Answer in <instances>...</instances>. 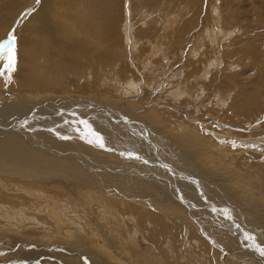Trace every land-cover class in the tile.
Here are the masks:
<instances>
[{"label": "rangeland", "instance_id": "1", "mask_svg": "<svg viewBox=\"0 0 264 264\" xmlns=\"http://www.w3.org/2000/svg\"><path fill=\"white\" fill-rule=\"evenodd\" d=\"M79 1L84 3V17L94 19V25L110 18L116 29L120 46L107 54L111 63L91 68L86 79L83 73L77 80L80 89L42 86L45 75L34 74V81H27L32 85L16 89L17 82L21 84L17 72L5 71L0 77V108L43 100L39 107L45 109L43 119L32 125H42L50 140L56 138L47 128L54 126L75 131L80 139L49 147L30 143L25 154L35 149L37 154L60 159L69 167V175L84 183L43 182L35 175L23 180L26 189H15L21 181L0 174V196H8L5 202L0 199V264H246L192 225L207 215L219 224L218 218H227L233 225L225 226L237 233L234 247H249L253 251L249 262L264 264V256L254 247L264 248V0ZM75 4L76 0H0V41L15 29L20 51L24 28L40 10L32 26L49 34L32 39V47L41 51L38 67L51 68L47 74L54 76L62 65L93 63L102 51L95 40L90 42L92 50L78 47ZM60 19L72 22L73 28L66 24L65 34L54 38L51 27ZM93 34L107 39L99 30ZM69 45L76 50L71 55L66 53ZM24 57L28 63L31 56ZM34 60L31 64L37 65ZM5 67L6 62L0 61V71ZM72 80L73 75H66L64 84L69 86ZM68 97L75 100L72 108L65 103ZM6 124L2 121L0 128ZM187 126L197 143L185 142L184 130L191 132ZM10 132L0 130L1 140H7ZM1 159L5 165L7 159ZM112 175L131 180L122 186L137 187L142 195L138 203L147 200L146 186L151 187L149 193H160L170 203L156 198L158 204L140 205L124 197V188L104 189L100 183ZM139 183L146 186L138 187ZM45 188L55 191L45 193ZM185 208L186 222L181 216ZM168 226L175 232L166 236L162 230Z\"/></svg>", "mask_w": 264, "mask_h": 264}, {"label": "bare ground", "instance_id": "2", "mask_svg": "<svg viewBox=\"0 0 264 264\" xmlns=\"http://www.w3.org/2000/svg\"><path fill=\"white\" fill-rule=\"evenodd\" d=\"M75 6H76V12H77V15L75 16V17H78V24H76V25H74V27H75V32L74 31H72V32H74V35H75V37H76V40L78 41L77 42V44H78V47H85L86 49H87V51H88V48H90V42H91V40H95L96 41V43L95 42H93V44H95V45H97L100 49H101V51H102V55H101V57L100 58H98V60L97 61H95V62H93V63H90V62H88V60H86V62H85V66L84 65H81V64H79V63H75L74 62V64H72L71 66V68H70V66L69 67H67V66H64V65H62L61 66V68L60 69H58V71L57 72H55L54 73V76L51 74L50 76H48V72L51 70V72H52V69L51 68H45L44 66H41V69L38 67V64H39V59H40V55H41V51H40V49H39V47H37V49H36V47L35 48H33L32 46L34 45L33 44V40H35L34 38H37V39H39L40 38V36L42 37V35L44 34L46 37H47V35L49 34V33H47V32H43V31H41L42 32V34H41V32H40V30H37V28L36 27H33L32 25L34 24V22H35V18H36V15L38 14V12L40 11H38L36 14H35V16H33L32 18H30L29 19V21L27 22V25H26V27L24 28V39H23V41L21 42L22 44L21 45H23V47H22V49L19 51V50H17V53H18V55H17V63H18V67H16V70H15V73L17 72V79L20 81L21 80V84H20V87H19V85H18V83L19 82H17V86H15V88L16 89H21L22 90V88L23 89H25L26 87H28V85H32V84H30V83H27V81H29V82H31V81H34V78H35V76H37V75H39V76H44L45 77V79H44V81L41 83L42 84V86H47V87H50V88H58V87H60L61 85L63 86V88L65 87V88H74V89H80V86H79V84L77 83V80H79V77L84 73V78L86 79V78H88V74L90 75L92 72H90V70H91V68H97V67H101V68H104L105 66H107L108 64H110V63H108V60H107V54H110V55H112L111 53H110V51H112V50H115V47H116V45H118L120 42H119V39H117V36L116 37H114L115 36V33H116V29L115 28H113L111 25H110V18L109 19H106V20H104L103 22H102V24H100L99 26H97V23L94 25V22H95V20L94 19H92V20H89V17L87 16V17H84V3H80V1L79 0H76V4H75ZM30 8V7H29ZM109 11V10H108ZM112 11H113V9H112ZM74 12V11H73ZM75 12V13H76ZM109 14V13H108ZM115 14V13H114ZM117 14V13H116ZM19 15H21V14H19ZM110 15H112V13H110L108 16H110ZM86 16V15H85ZM115 16V15H114ZM218 16V15H217ZM116 17H117V15H116ZM18 18V17H17ZM16 18V19H17ZM15 19V20H16ZM40 19H43L42 18V16L40 17ZM39 19V20H40ZM68 19V18H67ZM91 19V18H90ZM116 19V18H115ZM65 20V19H64ZM63 19H60L59 21H61V22H58V24L57 25H55V26H52L51 27V34L52 35H54L53 37L54 38H59V37H62L64 34H65V31H64V29H67V25H69V27H71V23L67 20H65L64 21ZM117 20V19H116ZM111 21H113V22H115L114 21V18L113 19H111ZM62 22H64V23H62ZM67 24V25H66ZM27 26L29 27V28H27ZM90 26V29L88 28ZM13 27V24L11 25V28ZM86 27V28H85ZM71 28H73V27H71ZM89 29V30H88ZM26 30V31H25ZM95 30H99V31H101L102 33H104L105 35H106V37H107V39H106V41H105V38L104 37H100L99 36V38H95L94 37V34H93V31H94V33H95ZM23 31V30H22ZM84 32H85V34H86V36L84 35ZM118 33V32H117ZM83 36H85V37H83ZM43 38H45L44 36H43ZM50 38V37H49ZM84 38V39H83ZM33 39V40H32ZM37 39H36V41H37ZM46 40H47V38H45ZM41 40V39H40ZM42 40H44V39H42ZM118 40V41H117ZM57 40H55V42H56ZM51 42V41H50ZM119 42V43H118ZM43 43H45V42H43ZM47 43V42H46ZM45 43V44H46ZM38 44V43H37ZM45 44H43V45H45ZM54 44V43H53ZM59 45H60V43H58ZM56 45V44H55ZM55 45H54V47L53 48H55ZM39 46V45H38ZM40 46H41V44H40ZM76 46V45H75ZM94 46V45H93ZM92 46V47H93ZM118 46H120V45H118ZM122 46V45H121ZM24 47H26V48H24ZM44 47V46H43ZM69 47V51H66V53L68 54V55H71V53H74L76 50H75V47H73L72 45L70 46H68ZM72 47H73V49H72ZM67 48V47H66ZM65 48V49H66ZM80 48H79V51H80ZM85 48H84V50H85ZM99 48H98V52H99ZM76 49H78L77 47H76ZM91 49V48H90ZM97 49V48H96ZM135 49V48H134ZM54 50V49H53ZM56 50V49H55ZM81 50H83L82 48H81ZM92 50V49H91ZM61 51V50H60ZM94 51H95V49H94ZM56 52V51H55ZM92 51H90V53H91ZM84 53V52H83ZM93 53V52H92ZM95 53H97V51L95 52ZM53 54V53H52ZM77 54H78V52H77ZM94 54V53H93ZM92 54V55H93ZM98 54V53H97ZM97 54H94V55H97ZM23 55L24 56H26L27 57V59H28V57L29 56H31V58H35V60H34V62H33V64L35 63V64H37V65H32L31 64V62L33 61H31V58H30V60L28 61V63L26 62L27 60L25 59V57H24V59H22L23 58ZM54 55V54H53ZM57 55V54H56ZM61 55V54H60ZM64 55V54H63ZM76 55V54H75ZM88 55H89V53H88ZM87 55V56H88ZM99 55H100V52H99ZM98 55V56H99ZM45 56V55H44ZM73 56H74V54H73ZM78 56V55H77ZM79 56H80V54H79ZM60 57V56H59ZM75 57V56H74ZM118 57V56H117ZM117 57H115V59L113 60V62L115 61L116 63V65L118 66V64L120 63L119 62V60H118V58ZM66 58V57H65ZM64 58V59H65ZM69 58V57H68ZM76 58V57H75ZM77 58H79V57H77ZM88 58V57H87ZM22 59V60H21ZM59 59V58H58ZM72 59V58H71ZM80 59V58H79ZM46 60V59H45ZM60 60V59H59ZM66 60V59H65ZM69 60V59H68ZM94 60H95V57H94ZM47 61V60H46ZM72 61V60H71ZM74 61V60H73ZM55 62V61H54ZM67 62H69V61H67ZM28 65H27V64ZM56 63V62H55ZM65 63V62H64ZM71 63H73V62H71ZM82 63V62H81ZM2 64V63H1ZM58 64H61V63H58ZM121 65V64H120ZM113 67V66H112ZM73 68V69H72ZM115 69H116V67H114ZM86 70V71H85ZM33 74L35 75L34 76V78H33ZM69 74H71V75H73V77H74V80H72L71 81V83H70V85L68 86V85H65L64 84V78H65V76L66 75H69ZM38 76V77H39ZM15 77V76H14ZM43 77V78H44ZM94 78H95V76H93ZM32 78V79H31ZM15 79V78H14ZM91 79V78H90ZM101 80V79H100ZM16 82V81H15ZM34 83V82H33ZM104 83V82H103ZM35 84V83H34ZM26 86V87H25ZM38 86V85H37ZM42 86H40V87H42ZM52 86V87H51ZM79 86V87H78ZM34 87V86H33ZM131 87V86H130ZM14 88V89H15ZM134 88V87H133ZM58 89H61V88H58ZM131 89H132V87H131ZM33 90V89H32ZM53 90V89H52ZM57 90V89H56ZM9 91V90H8ZM31 91V90H30ZM54 91V90H53ZM66 91V90H65ZM40 97V96H39ZM8 98V97H7ZM43 98V97H42ZM68 98H71V97H68ZM41 99V98H40ZM218 99V98H217ZM18 100V99H17ZM11 101V100H10ZM18 101H20V99L18 100ZM17 101V102H18ZM74 101L75 100H73V98H71V99H69V101H67V102H65L66 104H68V105H70V106H68V107H71L72 108V106H73V103H74ZM87 101V100H86ZM93 101V100H92ZM43 100H37L35 103H25V104H19L18 106H11V107H9L8 109H6V108H0L1 109V111H0V115L1 116H4L3 117V123L5 122V123H7L6 125H5V128H0V130H2V129H4V130H6V129H8L9 131L10 130H13V132H10V133H13L12 135H7L6 136V138H7V140H4L3 138V140H1V138H0V160H2L1 159V157H3V159L5 158V159H7V163L6 164H8V165H4V164H2V163H0V174H2V175H5V176H7V177H11L13 180H14V178L13 177H15V179H19L20 181H21V184L19 183V185H17L16 187H15V189H19V188H23V189H26L27 187H26V185H27V180H31V178H34V176L35 175H40L42 178H44L45 180H42L43 182H47V181H56V182H62V181H67V182H71V181H73V183L74 182H77V183H84V182H82V180L83 179H78L77 178V176L76 175H69V167L68 166H65L66 164L65 163H62L61 164V162H59V161H61L60 159H58V160H55L54 158H48V157H46V156H43L42 154H40L39 152V154H37V152H35V149H32L31 151H29V153L28 154H25V149L30 145V143H32V145L35 147V146H42V145H45V146H47V147H49V144L50 145H52L53 146V144H54V142H60V143H62L63 145L65 144V143H74V141L75 140H72V139H74L75 137H76V139H80L79 138V136L77 137L76 135V133H74V132H72V131H70L69 129H66V128H62V127H50V128H47V129H51L50 131V135H52V136H54V138H56V140L55 139H53V140H50V139H48V138H46L45 136H44V130L42 129L43 127H42V125L40 126V125H38V126H34V125H32V124H35V120L38 118V119H43V117H42V114L45 112V109L43 110H41L39 107H41V105L43 104ZM46 102V101H45ZM52 103H53V100L51 101ZM58 103H60V104H65L63 101H62V99H58V101H57ZM11 103L13 104V103H15L16 104V101H14V102H12L11 101ZM20 103V102H19ZM89 105H90V103L89 102H87ZM18 104V103H17ZM27 104H31V105H27ZM49 104L50 103H48L47 105H48V107H49ZM8 105V104H7ZM52 105H54V104H52ZM79 105V104H78ZM9 106V105H8ZM43 106V105H42ZM4 107V106H3ZM53 107V106H52ZM80 107V106H79ZM88 108H89V106H87ZM39 108V109H38ZM50 108V107H49ZM54 108V107H53ZM74 108V107H73ZM81 108H82V106H81ZM81 108H79L80 110H81ZM88 108H86V109H88ZM70 109V108H69ZM84 109V108H83ZM100 109V108H99ZM51 110V109H50ZM2 111H4V112H2ZM44 111V112H43ZM106 111V110H105ZM4 113H5V115H4ZM7 113V114H6ZM54 113V112H53ZM67 113H70V115L72 116V115H75V111L73 110H67ZM80 114H82L81 112H79ZM50 114V113H49ZM52 114V113H51ZM64 114V113H63ZM62 114V115H63ZM78 114V113H77ZM0 116V117H1ZM6 116V117H5ZM86 116V115H85ZM84 116V117H85ZM59 117V116H58ZM63 117V116H62ZM61 117V118H62ZM73 117V116H72ZM80 117H82V116H79V120L81 119ZM60 118V119H61ZM77 118H78V116H77ZM83 118V117H82ZM141 118V117H140ZM33 119V120H32ZM68 119H69V117H68ZM76 119V118H75ZM85 119V118H84ZM84 119H81V120H84ZM87 119V118H86ZM94 119V118H93ZM113 119V118H112ZM153 119H155V118H153ZM88 120V119H87ZM1 121V122H2ZM92 121V120H91ZM90 121V122H91ZM154 121H156V120H154ZM0 122V123H1ZM40 122V121H39ZM42 122V121H41ZM68 122H72V121H68ZM84 122V121H83ZM89 122V121H88ZM22 123H23V125H22ZM45 123V122H44ZM44 123H43V125H44ZM48 123V122H47ZM73 123V122H72ZM77 122H75V124H76ZM80 123V122H79ZM82 123V122H81ZM249 123V122H248ZM20 124V125H19ZM93 124V123H92ZM103 124V123H102ZM26 125H28V126H26ZM87 125H88V123H87ZM90 125V124H89ZM4 126V125H3ZM62 126V125H61ZM41 127V128H40ZM66 127H68V126H66ZM92 128V127H91ZM187 128H188V126H187ZM202 128V127H201ZM72 129V128H71ZM94 129V128H93ZM184 129H186L185 127H184ZM183 129V130H184ZM189 130H191L190 128H188ZM107 131V130H106ZM186 133H185V135L187 136V138H185V136H184V140H185V142L187 143V139H189L190 141H193V142H195V143H197V138H196V136H194L193 134H195V132L193 131V130H191V132L190 131H187V129L186 130H184ZM5 133H6V131H4ZM37 133V134H32V133ZM97 132V131H96ZM78 133V132H77ZM18 134V135H17ZM32 134V135H31ZM20 135V136H19ZM94 136V135H93ZM107 136V135H106ZM3 137V136H2ZM100 137V136H99ZM31 138V139H30ZM26 139H28V140H26ZM31 140V141H30ZM97 140V139H96ZM107 140V139H106ZM105 140V141H106ZM90 141V140H89ZM198 141H199V139H198ZM14 144H13V143ZM45 142H48V144H46ZM76 142H77V140H76ZM59 143V144H60ZM199 143V142H198ZM36 144V145H35ZM75 144V143H74ZM99 144V143H98ZM104 144V143H103ZM106 144V143H105ZM114 144V143H113ZM112 144V145H113ZM54 145H56V143L54 144ZM67 145V144H66ZM77 145V144H76ZM75 145V146H76ZM79 145V144H78ZM77 145V146H78ZM33 146H31V147H33ZM73 146V145H72ZM76 146V147H77ZM58 147V146H57ZM61 147H62V145H61ZM80 147V146H79ZM91 148H93V147H91ZM95 148V147H94ZM66 149V148H65ZM82 149L84 150V148L82 147ZM114 149H116V147L114 148ZM163 149V148H162ZM30 150V149H29ZM90 150V149H89ZM37 151V150H36ZM96 151V150H95ZM49 152H52V151H49ZM53 154V153H52ZM60 156V155H59ZM71 158V157H70ZM159 159V158H158ZM162 159V158H161ZM5 161V160H4ZM9 161V162H8ZM1 162V161H0ZM3 162V161H2ZM64 162V161H63ZM4 163V162H3ZM60 163V164H59ZM67 163V162H66ZM163 163H165V164H167L165 161L163 162ZM176 163H178V162H176ZM64 164V165H63ZM11 165V166H10ZM73 165V164H72ZM110 165V164H109ZM174 165H175V163H174ZM177 165V164H176ZM69 166H71V165H69ZM178 166H179V164H178ZM6 168H9V169H11V170H9V169H7V170H9V172H7V170H6ZM162 169V168H161ZM14 170V171H13ZM72 170V169H71ZM146 170H148L149 171V173H152V174H154L156 177H158L159 178V176H157L155 173H154V170H150V169H147V167H146ZM161 171V170H160ZM177 173H178V171H176ZM183 172H184V170H183ZM163 173V172H162ZM93 174V173H92ZM147 174V173H146ZM170 174V173H169ZM168 174V175H169ZM95 175V174H94ZM92 176V175H91ZM182 176V175H181ZM37 177H39V176H37ZM108 178H106V180H104V181H99V182H101L100 184H102V187H104V189H107V188H124L123 190H125L124 191V197L126 198V199H128V200H134L136 203H138V199H139V197L138 196H142V195H139V192L140 191H138L137 190V187L136 188H128V187H124V186H122L123 184L124 185H127V184H125V183H128V182H130L131 180L130 179H121V178H117V176L115 177V176H107ZM175 177V176H174ZM40 178V177H39ZM160 179H162L163 181H167V180H164V178H160ZM7 180V179H6ZM8 180H11V179H8ZM23 180H25V181H27V182H25V181H23ZM96 180V179H95ZM94 180V178H93V182L94 183H96V181ZM198 180V179H197ZM2 180H0V182H1ZM5 181V180H4ZM98 181H97V184H99L98 183ZM134 181V180H133ZM158 181V180H157ZM179 181V180H178ZM196 181V180H195ZM200 181V180H199ZM198 181V182H199ZM13 182V181H12ZM136 182H140V181H136ZM143 182V181H142ZM205 182V181H204ZM6 183V182H5ZM133 183V182H132ZM69 184V183H68ZM76 184V183H75ZM164 184V183H163ZM168 184V183H167ZM0 185H2V184H0ZM140 185H144V186H146V184H142V183H139V186H138V184H137V186L138 187H140ZM148 185V184H147ZM10 186V185H9ZM23 186V187H22ZM93 186V185H92ZM129 186V185H128ZM167 186H169V185H167ZM207 186V185H206ZM30 187H32V186H30ZM37 187H39V186H37ZM41 187V186H40ZM83 187V186H82ZM147 188H148V192H147V194L145 195V197H146V199L147 200H144L143 202H145L147 205H149V204H151V205H155L156 203L158 204V200H156V198L157 199H162V200H164V202H166V203H170V199L169 198H167V197H165V196H163L162 194H158V195H153L152 193H149V191L151 190L148 186H146ZM205 187V186H204ZM203 187V188H204ZM33 188H36V187H33ZM65 188H67V187H65ZM154 188V187H153ZM39 189V188H38ZM163 189H165V188H163ZM37 190V189H36ZM41 190H43V189H41ZM44 190H47V191H44L45 193H47L48 191L49 192H52V191H55L54 189H51V188H45ZM81 190H82V188H81ZM108 190V189H107ZM207 190V192H210L209 190H208V188L206 189ZM206 190H205V192H206ZM29 191V190H28ZM28 191H27V193H28ZM83 191V190H82ZM110 191H112L111 189H110ZM29 192H31V193H33L34 194V192L35 191H29ZM38 192V191H37ZM36 192V193H37ZM114 192V191H113ZM118 192V191H117ZM39 193H41V192H39ZM83 193V192H82ZM0 194H3V193H0ZM38 194V193H37ZM115 194V193H114ZM151 194V195H150ZM26 195V194H25ZM109 195V194H108ZM113 195V194H112ZM47 197V195H44V197ZM107 196V195H106ZM123 196V195H122ZM6 197H8V196H6V195H2V196H0V199L1 200H3L4 202H5V198ZM37 197V196H36ZM208 197V196H207ZM116 198V197H115ZM91 199V198H90ZM92 200V199H91ZM2 201V202H3ZM23 201V200H22ZM58 201V200H57ZM56 201V202H57ZM67 201V200H66ZM121 201V200H120ZM133 201V202H134ZM160 201V200H159ZM3 202V203H4ZM21 202V201H20ZM122 202V201H121ZM134 202V203H135ZM142 202V203H143ZM58 203V202H57ZM91 203V202H90ZM130 203V202H129ZM142 203H140V201H139V203L138 204H140V205H145V204H142ZM161 203V202H160ZM159 203V204H160ZM121 204V203H120ZM64 205V204H63ZM124 206H126V205H124ZM152 207V206H151ZM208 207V206H207ZM206 208V207H205ZM63 209V208H62ZM101 209V208H100ZM176 210H177V208H175ZM207 209H209V208H207ZM226 211V210H225ZM52 212V211H51ZM56 212V211H55ZM54 212V213H55ZM61 212V211H60ZM59 212V213H60ZM64 212V211H63ZM196 213V212H195ZM197 213H198V211H197ZM212 213V212H211ZM57 214V213H56ZM194 214V213H193ZM205 215H206V213H204ZM132 216V215H131ZM181 216H182V218H184L185 219V221L184 222H186L187 220H186V218H187V211H186V208H185V211H181ZM204 216V215H203ZM208 216V218L206 217L205 219H203L202 217V219L200 218V217H196V219L197 218H200L199 220L197 219V220H195V224H192L194 227H196V228H202L201 229V232L204 234V233H207L208 234V238L210 239V240H216V241H213V243L214 244H216V245H218V247L219 248H221L223 251L224 250H226L227 249V253H228V251H231V252H233V254L235 255L234 257H233V259L235 258V259H238L239 258V260L240 259H242V260H244L245 262H246V264L247 263H249V264H253L252 262H249L250 260V258L249 257H251L250 255H252L251 254V252H253L251 249H249V247L248 248H244L243 249V247L242 248H239V247H234L235 246V244L237 243L238 244V241L235 239L234 240V238L236 237V235H237V233L235 234V233H232L231 231H229V228H228V226H225V225H233V224H231V222H227L226 221V219L225 220H222L223 218H218L219 219V221H220V224L217 222V219H213V218H211V216L210 215H207ZM221 216V215H220ZM67 217V216H66ZM108 217V216H107ZM235 217H237V219H239V220H241L240 219V217L239 216H237L236 214H235ZM131 218V217H130ZM191 218V217H190ZM193 218V217H192ZM214 218H216L215 217V215H214ZM194 219V218H193ZM222 221H221V220ZM56 220V219H55ZM106 220V219H105ZM134 220H135V218H134ZM229 220V219H228ZM224 221V222H223ZM238 221V220H237ZM71 222V221H70ZM207 222V223H206ZM226 222V223H225ZM210 223H213L212 224V227H211V224ZM214 223H217L216 225H214ZM237 224H238V222H237ZM237 224H234L235 226L234 227H238V225ZM239 224H244L243 222H241V221H239ZM248 224H249V222H248ZM252 224H253V222H252ZM225 227H224V226ZM254 226V224L252 225V227ZM217 227H218V229H217ZM235 229V228H234ZM251 229V228H250ZM236 230V229H235ZM164 233H165V235L167 236V235H169V234H171L172 232H175V229H173V228H169V226L168 227H166L164 230H162ZM209 232V233H208ZM225 232L227 233H230L232 236H234V237H232V236H229V235H226L225 234ZM246 234V233H245ZM264 235V234H263ZM215 236H217V237H215ZM253 236V235H252ZM144 237H145V235H144ZM246 237V236H245ZM237 238V237H236ZM240 242V241H239ZM241 243V242H240ZM242 244V243H241ZM247 244V243H246ZM261 246V245H260ZM38 252V251H37ZM20 257V256H19ZM258 257H259V255H258ZM43 259V258H42ZM232 259V260H233ZM260 260V259H259ZM258 261V260H257ZM263 262H264V258H263V260H262ZM259 263V262H258Z\"/></svg>", "mask_w": 264, "mask_h": 264}, {"label": "snow or ice", "instance_id": "3", "mask_svg": "<svg viewBox=\"0 0 264 264\" xmlns=\"http://www.w3.org/2000/svg\"><path fill=\"white\" fill-rule=\"evenodd\" d=\"M39 2V0H37ZM17 37L15 35V29L9 33L7 39L0 41V61L6 62V67L4 70L0 71V77H4L5 71L7 73H13L16 70L17 64ZM11 79V76L8 77ZM97 142L100 147H104L102 137L97 136ZM249 237H246L248 239ZM254 247L264 256V248H260L258 245L254 244Z\"/></svg>", "mask_w": 264, "mask_h": 264}]
</instances>
